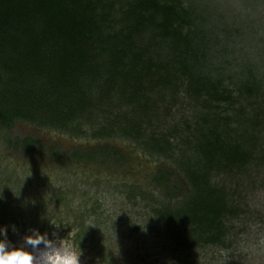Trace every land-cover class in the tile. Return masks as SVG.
<instances>
[{"label": "rangeland", "instance_id": "rangeland-1", "mask_svg": "<svg viewBox=\"0 0 264 264\" xmlns=\"http://www.w3.org/2000/svg\"><path fill=\"white\" fill-rule=\"evenodd\" d=\"M10 1L0 239L55 233L77 264H264V0H158L176 7L164 41L204 47L192 61L148 59L136 29L149 36L165 16L150 1L91 0L103 32L87 36L58 31L39 0ZM140 8L152 24L136 22ZM192 177L226 197L218 241L185 212Z\"/></svg>", "mask_w": 264, "mask_h": 264}, {"label": "trees", "instance_id": "trees-1", "mask_svg": "<svg viewBox=\"0 0 264 264\" xmlns=\"http://www.w3.org/2000/svg\"><path fill=\"white\" fill-rule=\"evenodd\" d=\"M10 0H0V11H5L6 14L10 10V6H3L6 5V2ZM72 2H69V0H39L40 8L44 7V10H47V14L51 10L54 11L53 14H57V22L59 23L58 25V31H65L66 28L71 27L76 30V36H87L89 33H94L96 34L97 32L102 34L103 29H101L99 26H96V22L94 21V17L90 16L87 17L84 14L85 8L90 6L92 4V1L90 0H72ZM96 2L95 0H93ZM150 1L149 3L147 2V5H152L153 8H165L164 13L165 16L163 17V20L158 24H155L151 26L150 29V35L146 36L147 32L145 31L146 28H137L135 33H141L143 34L142 37H145L147 39V43L144 44L143 41H140L141 45L145 46L146 49V54H150L148 59H153L152 57V51L157 50L156 54L157 56L161 55V53L168 54L169 56H172L175 54V56H183V58L191 60L196 57L198 58V53L200 55L202 54L201 51L204 47H201V45H198L199 47H196L193 45L191 48H186L184 50H179L178 52L174 49L173 43H167L164 41V37L168 36L171 28V21H170V16L175 13L176 7L170 3H165V6H161V4L158 2V0H145ZM107 2V1H106ZM144 4V3H141ZM138 6H134L133 8ZM149 7V6H148ZM133 10V9H132ZM136 16V22L144 25V23H151L154 20V15L149 14L146 11H144L142 8L139 9L137 13H134ZM60 18V19H58ZM91 21V22H90ZM90 24L92 26H90ZM91 27V28H89ZM169 28V29H168ZM141 37V38H142ZM129 44L132 42V38L128 36V39L126 37V41ZM201 44V43H200ZM132 46V45H131ZM70 54L72 56V51H70ZM167 55V56H168ZM174 56V55H173ZM67 66V67H66ZM70 65L67 64H62L63 68H68ZM244 71V70H242ZM248 74H252V69H248ZM223 73H219L218 77ZM254 77H256V74H254ZM252 75V76H253ZM247 76V75H246ZM221 78V77H220ZM248 77H244V80L247 81ZM255 80V79H254ZM256 81V80H255ZM192 182H193V190H191L190 193L187 194V196L183 200V205L185 206V212H189V219L190 222L193 223H207L208 228L212 231L210 236H208L209 240L211 241H218L220 240L221 236V224H222V218H224L227 213L229 212L228 206H227V201L226 197L224 195L219 194L218 197L209 199L206 194L204 196L203 194L205 193L204 190L202 189V183H200L199 180H195L192 177ZM202 184V185H201ZM202 189V190H201ZM210 226V227H209ZM178 233L180 232V236H184L182 234L183 228L179 227ZM182 243V242H181ZM178 244L175 249L177 250L180 248L182 245Z\"/></svg>", "mask_w": 264, "mask_h": 264}, {"label": "clouds", "instance_id": "clouds-1", "mask_svg": "<svg viewBox=\"0 0 264 264\" xmlns=\"http://www.w3.org/2000/svg\"><path fill=\"white\" fill-rule=\"evenodd\" d=\"M52 235L49 239L48 233L33 228L22 244L0 239V264H77L76 258L59 246L55 233ZM39 245L42 249L34 251Z\"/></svg>", "mask_w": 264, "mask_h": 264}]
</instances>
